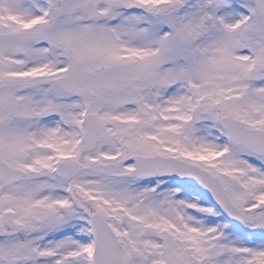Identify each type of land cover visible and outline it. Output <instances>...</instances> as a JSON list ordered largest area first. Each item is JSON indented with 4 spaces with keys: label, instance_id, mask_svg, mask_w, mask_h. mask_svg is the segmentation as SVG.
<instances>
[{
    "label": "snow or ice",
    "instance_id": "1",
    "mask_svg": "<svg viewBox=\"0 0 264 264\" xmlns=\"http://www.w3.org/2000/svg\"><path fill=\"white\" fill-rule=\"evenodd\" d=\"M0 264H264V0H0Z\"/></svg>",
    "mask_w": 264,
    "mask_h": 264
}]
</instances>
